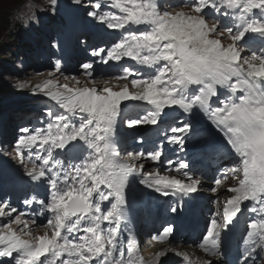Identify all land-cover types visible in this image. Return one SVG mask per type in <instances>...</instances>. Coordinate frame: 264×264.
Wrapping results in <instances>:
<instances>
[{
  "label": "snow or ice",
  "instance_id": "obj_1",
  "mask_svg": "<svg viewBox=\"0 0 264 264\" xmlns=\"http://www.w3.org/2000/svg\"><path fill=\"white\" fill-rule=\"evenodd\" d=\"M88 3L87 15L116 38L93 49L97 60L80 64L86 79L65 76L62 83L53 73L34 87L18 84L54 106L46 123L15 136L13 158L42 193L23 201L39 205L27 219L0 199V264H162L169 249L146 261L128 212L136 183L176 196L172 213L203 188L188 162L163 159L165 147L184 151L194 134L193 121L177 111L205 116L223 134V143L206 141L205 148L229 155L223 175L236 179L199 248L222 255V232L249 211L244 264H264V0ZM109 7L116 11L102 10ZM141 126H151L159 142L130 151L126 132ZM146 162L167 166L149 171ZM39 216L45 219L38 224ZM174 234L168 225L154 239ZM177 255L181 264H212Z\"/></svg>",
  "mask_w": 264,
  "mask_h": 264
},
{
  "label": "rangeland",
  "instance_id": "obj_2",
  "mask_svg": "<svg viewBox=\"0 0 264 264\" xmlns=\"http://www.w3.org/2000/svg\"><path fill=\"white\" fill-rule=\"evenodd\" d=\"M7 6H10V8L8 9V14L13 12V15L11 17L13 21V26L10 27L12 35L8 34L9 30L6 31L4 28L0 29V53H3L2 56L0 54L1 57L0 58V90L3 89L1 90L3 91V93L0 94V161L8 159L10 160L11 165L17 167L19 170H22L19 162L13 158L14 153L12 152L11 149L12 142L9 141L10 146L9 144L7 145V136L8 138L13 137L15 127H17V132H18V129L20 128V125L23 122L21 121L19 123H16V119L14 116V120L11 124L10 123V119L12 117L11 113L22 107V106L18 107L17 105H21L25 101L29 102L30 104H33L34 102L36 103L38 99L40 100V98H44L48 100L49 98L45 97L43 94H35L29 89H20L18 87V84L20 82L27 81L34 87L36 84L42 83L45 79L49 78L50 74L53 73L55 74V77L63 83L65 82L64 81L65 76L59 74L60 72L55 73L56 71L49 67L47 69L41 67L37 68L36 66L37 64L35 65V62H37V60L35 59L36 57L34 58L33 56V59L32 57H28V59L24 58V55L27 54L25 52L23 55V51H24L23 48L26 44H24V46L21 47L20 42L24 43L25 41H28L27 38L35 39L36 37L39 36L40 37L42 36L44 38L45 33L51 31H52V38H54L56 36L55 29L59 27V24L57 25L56 28H54L53 20L56 22L58 21L59 18L56 17L58 14L67 16L71 13L73 15V18L64 19L62 17V19L66 22H71L72 20L74 21L80 19L87 20L89 18L87 12L90 11L91 8L89 6L88 0H83V3L81 5H76L74 3V0H56L55 4L52 3V0H22V4L17 8H14L16 5H13L12 3L10 4L9 1L7 2L4 0H0V9L5 8ZM49 20H51L50 23H48ZM47 29L49 31H46ZM43 31L45 32L44 35H42ZM15 34L16 37L18 35L16 39V41H18V45H16L17 44L16 41L15 43L10 41L11 38L10 36L13 37V35ZM40 41H42L41 44L43 45V49L40 52L41 56L39 58L41 60L44 55L49 53L48 51L49 49L48 47H46L48 46V44L43 42L41 38ZM56 41L58 42V39ZM225 43H227V41H225ZM36 46L38 51H40L41 46L37 43ZM29 54L31 55L30 52ZM79 75H80L79 71H78V75L66 74V76L68 77L75 76L81 80H84L83 77H78ZM209 123L210 125L213 126L211 122H207L208 124L207 127H209ZM6 161L7 160H5V162ZM148 170L151 171L152 169L148 167ZM235 183H236L235 181L233 183L228 182L225 185L232 186ZM136 184L138 189L142 187V185L138 183ZM225 185H223L222 188ZM228 194H226L225 191H223L221 194V198L222 199L225 198V196H227ZM43 231L44 229L40 228L34 234L37 235L42 234ZM157 245L158 244H154L152 248L151 247L147 248L146 252L150 253L153 249H159V248L169 249V253L167 254L169 256L171 255V253L173 254V250H175V252H179L184 255L185 254L188 255L187 253L184 252H191V253L192 251L196 253L198 252L197 250L192 249L191 247L188 248L183 245H175L174 247H167V245H163V244L157 247ZM182 247H184L186 250H183ZM149 249L152 250L150 251ZM193 260L204 261V258L203 259L193 258ZM181 261H182V256L178 255L177 263L181 264Z\"/></svg>",
  "mask_w": 264,
  "mask_h": 264
},
{
  "label": "bare ground",
  "instance_id": "obj_3",
  "mask_svg": "<svg viewBox=\"0 0 264 264\" xmlns=\"http://www.w3.org/2000/svg\"><path fill=\"white\" fill-rule=\"evenodd\" d=\"M174 1L180 2V0H174ZM93 2H95V0ZM170 2H171V0H170ZM102 10L103 11H116L114 9H111L110 7L109 8H103ZM79 16H81V15H79ZM76 17H77V15H76ZM65 18H67V19L73 18V15L70 13L69 15L65 16ZM82 23H83V25H82ZM58 24L59 23H57V25ZM56 27H54V28H56ZM55 30H56V36L54 38H52V31L49 32L51 35L47 39H45L46 37L43 38L42 36L41 37L39 36L41 39L43 38L42 39L43 42H45L46 44H48L47 47L49 49L48 50L49 53H47L46 55H44L42 57V59H41L42 61L39 58L41 56V53L40 52L43 49V45L41 44L42 41H40V39H39V42H40L39 45L41 46V49H40V51H38L37 46H36V43H37L36 41L38 40V37H36L35 39H33V41H29V44H26L24 46V48H23L24 49L23 55H24L25 52L27 53V54L24 55V58H27L28 59V57H32V59H33V56H34V58L36 57L35 59L38 61V62H35V65L37 64L36 65L37 68H40V67L41 68H48L51 64H53V58L54 57L51 54H53V47L55 45H57L58 46L57 47L58 48V52H61L62 51L64 53V56H62V59L58 60V64H55V67H54V68H57V66L60 63V65H59V67H60V71L59 72L60 73L59 74H62L64 76H66V74H67L66 72H67V69H68V66H67L66 62H69L70 61L72 63V65H73V73H72V75H78V71H79L80 72V75L78 77H83L84 79H86V77H84L82 75V69L79 67V63L78 62L85 61L86 58L89 59V57L88 56H84V54H82V52L83 51L84 52H87L88 50H86V49L87 48H91V47H97V46L104 47V46H107L109 43H111L112 30L106 29L98 21L94 20L91 17H89L87 20H85V22L82 21V19L76 20V21L75 20L74 21L72 20L71 22H68V23L66 21H64L63 23H60L59 24V27H57ZM55 30H54V32H55ZM46 31H49V30L47 29ZM89 31H94V35L95 36H89V34H88ZM44 33L45 32L43 31L42 35H44ZM107 34L109 35V37L106 39V38H104V36H107ZM45 35H46V33H45ZM57 39H58V42L56 41ZM27 40H29V39H27ZM50 45H52V46H50ZM75 48L77 49V52L76 53L78 55H75V53H74V49ZM29 52L31 53V55L29 54ZM79 53H81V54H79ZM58 55L60 56L61 54L60 53L59 54H56L55 57H57ZM63 60H65L64 63H63ZM40 63H42V65H39ZM49 68H51V67H49ZM55 73H57V71ZM47 100L48 99L40 98V100L38 99V101H36V103L35 102L33 104H27L29 102L25 103L26 105H32V106H22V107H31L30 109H33L34 105L35 106H38V103H42L46 108L47 107H53L54 106L53 105V102H51L49 100L47 101ZM17 106L20 107L21 105H17ZM20 112H22V110ZM44 114H45L44 116H47L46 115V111L44 112ZM34 115L35 114H33L32 116H34ZM177 115H179L178 111L175 113V116H177ZM179 117H180V115L177 116V118H179ZM184 119H191L193 121V119L191 117L188 118V117L185 116V118H182V120H184ZM25 121H27V120H25ZM25 121H22V122L25 123ZM28 121H29V123L31 125L30 128H32L35 125H36L35 127H38V125H39V121L37 119L35 120L33 117L30 118V120L28 119ZM205 121L209 122L208 119L205 120ZM207 128H209V127H207ZM140 130L143 131L142 127L140 128ZM154 137H157L156 132L154 133V135H153L152 138H154ZM222 139L223 138H220V141H219L220 143L222 142ZM9 141L12 142L11 143V149H12V152H13V145L15 143V138L14 137H9L8 138V136H7V145L9 144V146H10ZM206 141L212 142L207 137H198V138H196V139L193 140L194 143H203V144H205ZM198 148L199 147H197L196 149H198ZM165 151H166V153L169 152L167 150H165ZM214 154H215V152H212L210 154V156H208V157H211ZM203 155H206V153L203 154ZM219 156H223L225 158L224 159L225 160L224 161V167H229V164H228L229 162L228 161H231V157L229 155H227L226 153H224V152H219ZM219 160H220V157H219ZM6 162L10 163V160H7ZM20 167L22 168L21 171L24 172V170H25L24 166H22L20 164ZM2 168L3 167L0 164V169H2ZM14 177L18 178L16 175H14ZM24 177H20L19 178L20 179L19 184H21L25 180ZM135 179L138 180V177L135 178ZM234 181L236 182V179L235 178H233L231 176H229V177L228 176H224L223 177V182L220 185V187L223 186V185H225V184H227L228 182L229 183H233ZM134 187H135V189H138L137 184H134ZM229 187H231V186H229ZM227 188H228V186L225 185L222 188V190H221V194H222L223 191H225V193L228 194L229 192L227 191ZM23 189L25 191L26 198H27V196H30L32 194L39 193V191L42 192V189L41 188H37L35 186V182L30 181V179H28L27 183L24 184ZM145 191L148 194V189H146V188L143 189L142 187L140 188V192L141 193L142 192L144 193ZM3 193H4L3 189H0V198L2 197ZM28 194H30V195H28ZM228 195H230V193ZM148 199H150V197H148ZM17 200H19V197H17ZM24 200L25 199L19 200V201H15V202L16 203H23ZM36 206L37 205H25L26 208H33V207H36ZM38 211H39V208H38ZM43 217L44 216H39V219H42ZM168 218L169 217H167L166 219H168ZM176 218H177V216H176ZM176 218L174 220V223H176ZM171 219H173V217H171ZM235 223L237 224V227H241L240 224H238L237 222H235ZM158 246H160V245H157V247ZM159 249H153V250L152 249H149L150 251L152 250L150 252V254H153L154 252L158 253L159 251L165 250L166 248H162V249L159 248ZM174 252H175V250H173V253ZM168 253H169V251L167 252V254ZM164 259H165V257H163V260ZM163 260H162V262H164Z\"/></svg>",
  "mask_w": 264,
  "mask_h": 264
},
{
  "label": "trees",
  "instance_id": "obj_4",
  "mask_svg": "<svg viewBox=\"0 0 264 264\" xmlns=\"http://www.w3.org/2000/svg\"><path fill=\"white\" fill-rule=\"evenodd\" d=\"M4 1H9L10 2V4L12 3L13 5H16L14 8H17V7H19L21 4H22V0H4ZM10 8V6H7V7H5V8H2V9H0V29L1 28H4L6 31H8V34H11V30H10V27H12L13 26V21H12V19H11V17H12V15H13V12L12 13H10V14H8V9ZM57 18H59L58 19V22H56V21H53V26L54 27H56L57 26V23H63L64 22V20L62 19V17L63 18H65V16H63V15H60V14H58L57 16H56ZM53 19V18H52ZM51 19V20H52ZM51 20H49L48 21V23H50V21ZM68 23V22H67ZM12 35V34H11ZM51 34L49 33V32H47L46 33V35H45V39H47V38H49V36H50ZM11 38H10V41L11 42H13V43H15V41H16V39H17V37H18V35H17V37H16V34L15 35H13V37L12 36H10ZM13 38V39H12ZM15 39V40H14ZM28 39V38H27ZM39 39H40V37H38V40L36 41L37 42V44H40V42H39ZM43 39V38H42ZM14 40V41H13ZM29 41H33V39H29L28 41H25L24 43H22V42H20V46L21 47H23L24 46V44H29ZM17 42V44L16 45H18V41H16ZM47 47V46H46ZM21 49V48H20ZM10 50V49H9ZM1 54V56L3 55V53H0ZM1 58V57H0ZM42 61V60H41ZM39 65H42V63H40ZM47 69V68H46ZM1 90H3V89H1ZM0 90V93H3V91H1Z\"/></svg>",
  "mask_w": 264,
  "mask_h": 264
}]
</instances>
